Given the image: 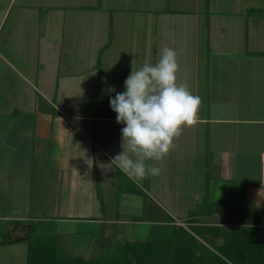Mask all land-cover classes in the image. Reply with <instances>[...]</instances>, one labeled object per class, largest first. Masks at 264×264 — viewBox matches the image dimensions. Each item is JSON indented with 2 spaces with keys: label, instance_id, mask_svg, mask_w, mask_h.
Segmentation results:
<instances>
[{
  "label": "crops",
  "instance_id": "0c3cea01",
  "mask_svg": "<svg viewBox=\"0 0 264 264\" xmlns=\"http://www.w3.org/2000/svg\"><path fill=\"white\" fill-rule=\"evenodd\" d=\"M165 47L177 52V84L201 98L197 119L149 161L158 175L130 178L111 161L123 125L108 87L123 91L131 70L154 64ZM256 52H264V0H0V241L10 220L51 216L100 224L102 240L89 247L96 241L100 252L106 239L112 249L169 237L206 199L214 211L195 215L200 224L245 226L264 207ZM26 250L0 245V264L9 256L26 264Z\"/></svg>",
  "mask_w": 264,
  "mask_h": 264
},
{
  "label": "trees",
  "instance_id": "16d2710c",
  "mask_svg": "<svg viewBox=\"0 0 264 264\" xmlns=\"http://www.w3.org/2000/svg\"><path fill=\"white\" fill-rule=\"evenodd\" d=\"M251 54L264 56V52ZM206 200L202 208L190 211L187 227L174 224L169 237L117 242L110 253L90 258L64 251L59 234L46 228L43 220H10L0 245L25 242L26 264H264V207H255L258 212L250 214L245 226L228 230L195 219L213 210L215 204ZM167 221L173 219L167 216Z\"/></svg>",
  "mask_w": 264,
  "mask_h": 264
},
{
  "label": "clouds",
  "instance_id": "9594fccd",
  "mask_svg": "<svg viewBox=\"0 0 264 264\" xmlns=\"http://www.w3.org/2000/svg\"><path fill=\"white\" fill-rule=\"evenodd\" d=\"M177 52L162 49L159 59L131 70L124 90L108 87L109 106L121 127L122 151L111 161L127 176L144 179L160 173L149 161L160 160L183 126L196 122L201 98L177 84ZM126 146V147H125Z\"/></svg>",
  "mask_w": 264,
  "mask_h": 264
},
{
  "label": "rangeland",
  "instance_id": "374dc122",
  "mask_svg": "<svg viewBox=\"0 0 264 264\" xmlns=\"http://www.w3.org/2000/svg\"><path fill=\"white\" fill-rule=\"evenodd\" d=\"M256 74H257V72H256ZM242 75H244L243 70H242ZM259 98H260V95L258 97V100H259ZM203 194H204V191H203ZM195 203H197V202H195ZM199 203L200 204H196V205L194 204V208H192L193 212H194V210H198V209L202 208L204 206L205 201L203 200L202 202L200 201ZM200 205H202V206H200ZM135 210L134 211L137 212V214H138L139 209L136 208ZM139 217L140 216H135L136 219ZM42 220L46 222V225H47L46 228H48L50 231H54V232L60 234V236H61L60 238L63 240L61 242V246L63 247L64 251H66L70 255H79V256L86 257V258H90V257H93V255H97L100 253H106L107 252V254H108L113 250V248L111 249L110 245L106 242L107 239L105 240V242H103L102 250L100 252H96L98 250V246H99L98 242H96V241H94L95 243L92 244V246L94 245L93 251H91L89 249L90 241L92 240V237L93 238L97 237L100 240H102L103 228L100 229L98 232H96V229H98V228H94V226H100V224H95V225L94 224H85V225H83L82 223H80V224L77 223L75 225H70L67 222L57 223L54 221V219L51 216H47V217L44 216V218ZM106 233L108 234L109 232L106 231ZM63 236H66L68 239V242H70V246H69L70 249H68V250L65 249L63 246L64 245V237ZM113 240H115V238H113ZM65 241H66V239H65ZM116 244L117 243H115V242L112 243V245H114V246ZM8 245H10V244H8ZM95 252H96V254H93ZM91 253H92V255L90 256ZM9 258H10V263H8V264H20V262L12 263L11 262L12 256H9ZM23 263H26V261L23 260Z\"/></svg>",
  "mask_w": 264,
  "mask_h": 264
}]
</instances>
